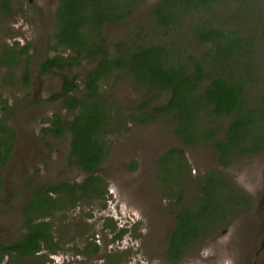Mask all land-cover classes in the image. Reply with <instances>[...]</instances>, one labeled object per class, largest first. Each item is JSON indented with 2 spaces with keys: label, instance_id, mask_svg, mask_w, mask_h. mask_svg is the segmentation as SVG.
I'll return each instance as SVG.
<instances>
[{
  "label": "trees",
  "instance_id": "trees-1",
  "mask_svg": "<svg viewBox=\"0 0 264 264\" xmlns=\"http://www.w3.org/2000/svg\"><path fill=\"white\" fill-rule=\"evenodd\" d=\"M11 2L0 0V18L12 15ZM139 3L58 0L55 40L68 54L46 58L39 65L40 73L63 71L82 61H95V68L80 83L77 77L61 75L60 89L48 100H60L72 118L53 115L50 127L41 132L56 138L70 134L69 163L88 176L81 183L61 182L33 190L23 208L25 233L10 245L0 243V264H20L21 258L42 250L53 253L58 247L50 235L52 224L44 219L76 207L83 198H100L106 193L104 179L97 174L107 153L102 136L108 112L101 85L112 74L122 72L145 91L139 113L131 115L132 121H169L172 133L184 145L209 143L221 168L229 167L237 158L264 153V77L255 71L260 23L253 5L248 0H160L136 26L128 42L110 53L104 26L123 24ZM242 5L251 9L248 25L239 20ZM28 58L27 46L0 44L5 83L14 81V71L21 66L19 80L23 87L30 85ZM257 82L261 92L252 95L249 89ZM159 98H164V103L150 108V103ZM14 140L11 128L0 120V193L1 172L11 157ZM156 164L158 179L166 184L169 195L177 192L179 200L182 174L187 178L184 151L171 148ZM184 205L175 213L177 225L165 250L169 263L183 257L198 238L227 227L237 216L250 211L253 201L223 171L213 169L203 176L197 195ZM124 233L120 230L117 238ZM113 262L107 258L106 264Z\"/></svg>",
  "mask_w": 264,
  "mask_h": 264
},
{
  "label": "rangeland",
  "instance_id": "rangeland-1",
  "mask_svg": "<svg viewBox=\"0 0 264 264\" xmlns=\"http://www.w3.org/2000/svg\"><path fill=\"white\" fill-rule=\"evenodd\" d=\"M159 1L140 0L126 22L104 26L110 53L128 42ZM248 2L259 16L255 71L264 77V0ZM57 5L58 0H12V15L0 18V44L27 46L31 70L30 85L23 87L21 66L14 71V81L6 83L5 69L0 67V98L5 100V104L0 100V120L15 134L11 157L1 172L0 243L4 245L25 233L23 208L33 190L61 182L81 183L88 176L69 163V135L53 138L41 132L53 115L70 117L60 100L47 99L57 91L63 71L43 76L39 71L46 58L68 54L55 40ZM250 13L248 6H241L238 16L242 24L250 23ZM94 65L95 61H82L65 74L80 80ZM249 92H261V84H252ZM101 95L108 112L102 136L107 153L97 174L107 191L103 197L83 198L76 207L44 219L52 224L50 235L58 249L53 248V253L42 250L20 259V264H106L107 258L114 264H264V153L237 158L221 168L209 143L184 145L172 133L169 121H132L145 91L122 72L102 83ZM162 103L164 98H159L149 107ZM171 148L185 154L187 178L183 173L179 200L178 193L169 195L166 184L157 177V159ZM213 169L223 171L238 190L252 198V209L227 227L198 238L183 257L169 263L164 254L177 225L175 213L197 195L203 176ZM120 230L125 233L117 238Z\"/></svg>",
  "mask_w": 264,
  "mask_h": 264
},
{
  "label": "flooded vegetation",
  "instance_id": "flooded-vegetation-1",
  "mask_svg": "<svg viewBox=\"0 0 264 264\" xmlns=\"http://www.w3.org/2000/svg\"><path fill=\"white\" fill-rule=\"evenodd\" d=\"M54 56H55V55H54ZM72 68H74V67H70L69 69H72ZM94 68H95V65H94ZM94 68H93V69H94ZM69 69H67V68L64 69L62 74H65V71H66V70H69ZM93 69H91V70H93ZM54 70H57V69H54ZM54 70H53V71H54ZM91 70H90V71H91ZM53 71H52V72H53ZM58 71H60V70H58ZM52 72H51V73H52ZM88 72H89V71H88ZM86 73H87V72H86ZM86 73H85V74H86ZM40 74H41V73H40ZM47 74H50V73H47ZM47 74H44V75H47ZM41 75H42V74H41ZM65 75H67V74H65ZM42 76H43V75H42ZM67 76L70 77V78L75 77V76H69V75H67ZM80 80H81V78H80ZM80 80H78V78H77V79H76V82L80 83ZM60 84H61V76H60ZM60 84H59V87H58L57 91L60 89ZM57 91L53 92L52 94L56 93ZM76 93H77V92H76ZM52 94H51V95H52ZM51 95H50V96H51ZM50 96H49V97H50ZM49 97H48V98H49ZM48 98H47V99H48ZM62 105H63V103H62ZM158 105H159V104H158ZM63 108H64V107H63ZM64 109H65V108H64ZM65 110H66V109H65ZM66 112H67V110H66ZM67 113H68V112H67ZM68 115H69L70 117H62V116H60V117H61V118H65V119H67V120H71V118H72L71 114L68 113ZM58 116H59V115H58ZM52 117H53V116H52ZM52 117H51V118H52ZM51 118H50V120H51ZM50 120H49V123H48V126H47V127H50ZM44 128H45V127H44ZM48 135H49V134H48ZM66 135H69V140H70V138H71L70 134L66 133L65 136H66ZM49 136H51V135H49ZM65 136H63V137H59V138H64ZM51 137H53V136H51ZM53 138H56V137H53ZM3 245H4V244H3ZM262 248H263V250H264V243H262ZM23 258H29V257H23ZM21 259H22V258H21ZM3 263H4V261H3Z\"/></svg>",
  "mask_w": 264,
  "mask_h": 264
}]
</instances>
